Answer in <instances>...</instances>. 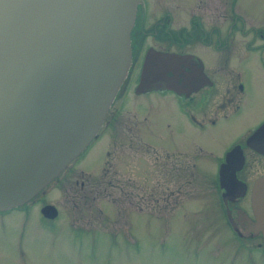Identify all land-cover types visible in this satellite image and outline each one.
Segmentation results:
<instances>
[{"label": "rangeland", "instance_id": "obj_1", "mask_svg": "<svg viewBox=\"0 0 264 264\" xmlns=\"http://www.w3.org/2000/svg\"><path fill=\"white\" fill-rule=\"evenodd\" d=\"M238 1L255 21H264V0ZM172 2H178L174 11L182 24V0H147L148 11L159 14ZM172 102L157 93L126 94L128 108L105 126L98 140L24 209L0 214V264H264L262 235L235 236L226 225L212 191V155L203 159L190 153L200 163L192 166L189 161L180 175L172 167L175 149L161 146L153 151L145 143L136 147L133 127L128 126L138 117L135 109L148 117L143 123L147 141L183 147L179 142L193 137L194 142L205 141L213 155L221 152L230 134L213 130L215 140L221 141L217 146L208 141V130L188 131L181 113L169 106ZM112 127L116 129L111 132ZM124 153L125 161L120 156ZM47 202L58 209L56 217L40 212ZM245 205L251 211L250 200Z\"/></svg>", "mask_w": 264, "mask_h": 264}, {"label": "water", "instance_id": "obj_2", "mask_svg": "<svg viewBox=\"0 0 264 264\" xmlns=\"http://www.w3.org/2000/svg\"><path fill=\"white\" fill-rule=\"evenodd\" d=\"M139 1L0 0V209L29 200L97 133L131 65ZM183 63L148 48L136 89L156 80L178 88ZM250 207L253 217L239 209L238 221L264 237V174Z\"/></svg>", "mask_w": 264, "mask_h": 264}, {"label": "flooded vegetation", "instance_id": "obj_3", "mask_svg": "<svg viewBox=\"0 0 264 264\" xmlns=\"http://www.w3.org/2000/svg\"><path fill=\"white\" fill-rule=\"evenodd\" d=\"M182 1V24H178L174 11L178 2H172L159 14L148 11L147 0L138 3L131 29L129 74L120 84L97 135L89 145L107 131L105 126L110 127L112 120L128 108L123 103L126 94L133 93L135 97L150 93L170 96L173 102L169 106L181 113L188 131L208 130V141L219 146L221 141L215 140L212 135L213 130L218 129L223 135L230 134L227 144L219 154L213 155L205 141L194 142L193 137L190 141L183 139L179 142L183 147L151 143L143 138V123L148 120L147 115L139 114L131 107L138 116L132 125H128L133 127L136 147L141 149L145 143L144 148L153 151L161 146L175 149L171 156L172 167L177 173L180 171V175L189 161L192 166L197 165V161L200 163L201 159L189 158L190 153L201 157L212 155V191L216 193L227 220L228 207L235 222L234 231L239 236L254 235L244 233L238 221V211L243 209L253 217L245 203L250 200L254 180L264 174V21H255L253 13L238 0ZM257 6L254 5V8L257 9ZM150 47L184 56L178 88L168 87L163 81L156 80L136 89L144 55ZM168 73L171 74V70ZM109 114L110 118L106 119ZM166 126L170 132L173 131L169 121ZM113 129L116 127H112L111 132ZM120 156L124 161L127 158L126 153ZM140 159L143 158L139 156L136 160L139 174L142 172L138 165Z\"/></svg>", "mask_w": 264, "mask_h": 264}, {"label": "trees", "instance_id": "obj_4", "mask_svg": "<svg viewBox=\"0 0 264 264\" xmlns=\"http://www.w3.org/2000/svg\"><path fill=\"white\" fill-rule=\"evenodd\" d=\"M216 200H217V202H219V200H218V198H215ZM222 212H223V210H222ZM260 247V246H259Z\"/></svg>", "mask_w": 264, "mask_h": 264}]
</instances>
